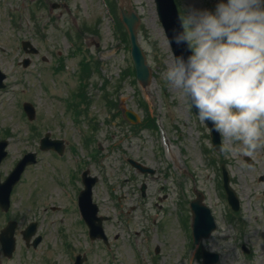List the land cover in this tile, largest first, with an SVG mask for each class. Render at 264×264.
<instances>
[{
  "label": "rangeland",
  "instance_id": "1",
  "mask_svg": "<svg viewBox=\"0 0 264 264\" xmlns=\"http://www.w3.org/2000/svg\"><path fill=\"white\" fill-rule=\"evenodd\" d=\"M53 2L60 5L51 9ZM217 2L176 0L180 13L192 6L213 10ZM129 3L141 17L138 36L153 69L150 96L130 70L129 41L118 22L120 0H0V68L7 75L6 86L0 88V138L9 141L8 154L0 164L1 178L26 151L38 149L46 131L66 142L59 158L38 151L41 159L15 188L10 212L0 211V228L8 214L19 220L15 232L19 247L9 259L0 254V264H69L77 250L87 251L89 264H201L190 229L189 201L194 188L203 193L216 222L214 231L200 244L220 254L217 264H264V180L259 178L264 175V148L252 155L214 149L207 126L163 78L172 56L154 0ZM24 37H33L49 58L46 50L54 57L57 53L68 57L64 72L52 73L48 63H39L36 56L24 68L20 63ZM83 61H96L98 66L84 79L89 105L78 113L83 107L71 104L75 101L71 94L78 87ZM109 95L116 105L113 110L105 103ZM24 101L35 107L33 120L22 110ZM125 108L136 111L137 123L124 117ZM149 116L157 127L142 124ZM128 158L156 172H140ZM222 164L240 202L236 212L222 187ZM82 167L98 176L93 199L101 214L111 216L105 227L113 241L110 250L70 226L76 221V211L65 212V207L72 208L80 186L78 180L73 181L71 189L70 174ZM46 171L52 178L37 180ZM55 178H59L57 185ZM33 185H43V190L49 186L53 194L48 197L43 192V202H27ZM47 204L56 210L49 211L44 220L38 208ZM33 217L45 236L36 249L26 250L18 229ZM60 229L68 236L62 238ZM115 233L117 240H113ZM68 241L75 247L71 254L60 248V243Z\"/></svg>",
  "mask_w": 264,
  "mask_h": 264
},
{
  "label": "clouds",
  "instance_id": "2",
  "mask_svg": "<svg viewBox=\"0 0 264 264\" xmlns=\"http://www.w3.org/2000/svg\"><path fill=\"white\" fill-rule=\"evenodd\" d=\"M167 39L189 54H174L163 78L223 138L220 150L264 148V0L189 7Z\"/></svg>",
  "mask_w": 264,
  "mask_h": 264
},
{
  "label": "water",
  "instance_id": "3",
  "mask_svg": "<svg viewBox=\"0 0 264 264\" xmlns=\"http://www.w3.org/2000/svg\"><path fill=\"white\" fill-rule=\"evenodd\" d=\"M128 1V0H127ZM156 4V11L158 14V18L162 23L166 36L171 35V30L177 26V18L179 16L178 9L174 0H154ZM121 14L120 20L126 27L129 41H130V55L133 61L134 69H135V76L141 87L146 89L152 79L151 68L147 63L146 56L142 50V47L139 44L138 36H137V26L139 24L140 18L137 13L132 9L131 5L128 3L126 4V9L124 10L121 6ZM173 55H188L189 53L186 52L183 48H177L174 44L171 48ZM3 75L0 74V81ZM24 109L28 113L30 118L34 116V110L30 104H25ZM195 111V109H194ZM196 113V112H195ZM126 117L136 122L138 117L134 111L129 109L125 110ZM208 127H211L210 124L206 122ZM211 133V141L214 147L221 151V137L218 132L210 131ZM48 133L41 141V147L47 148L46 144L50 143L53 148H57L61 150L62 141L61 140H48ZM6 145V141H0V161L5 156L4 147ZM61 145V146H60ZM249 163L252 160L249 157H246ZM35 161V153L29 152L24 155V157L17 163L14 170L10 173L9 177L6 179L5 183H0V206L2 208H6L9 201V190L12 184L18 179L19 174L23 170L24 166L28 163H33ZM130 162L137 167L142 172H154V169L147 167L141 163H138L132 159ZM222 174H223V186L225 188L227 199L231 204L234 210H237L239 207V202L236 197L234 190L231 188L229 184V176L224 168L222 167ZM264 179V176L260 177ZM96 177L91 178L90 181L86 182L85 190L82 191V211L90 225V235L92 237L96 236H103L101 223L102 220L106 217H97L98 207L95 203L92 202V192L91 188L94 184ZM142 190H144V186H142ZM264 193V191H263ZM190 207L192 212V234L194 243H198L202 237H208L211 231L215 228L214 219L211 215L210 209L203 203V195L201 192L196 191V197L190 201ZM12 228L11 226L9 231H1L0 233V241L2 243L3 251L10 256L11 252L14 248V241L12 237ZM202 256L203 262L202 264H215L218 259L219 255L215 252H209L202 248Z\"/></svg>",
  "mask_w": 264,
  "mask_h": 264
},
{
  "label": "flooded vegetation",
  "instance_id": "4",
  "mask_svg": "<svg viewBox=\"0 0 264 264\" xmlns=\"http://www.w3.org/2000/svg\"><path fill=\"white\" fill-rule=\"evenodd\" d=\"M41 59H44L43 58V55H42V57H41ZM44 62H46V61H44ZM50 152H52V151H50ZM35 169H37V168H35ZM81 174H82V170L80 171V173H79V175H78V178H79V182L81 183L82 182V176H81ZM72 176H74V179H76L77 178V175H72ZM50 177V174H49V172H44L43 173V177H42V175L41 174H39V176H38V178H37V180L38 179H40V180H45V179H48ZM51 178V177H50ZM76 181V180H75ZM73 182V181H72ZM54 183L57 185V181H54ZM52 184V183H51ZM47 185H48V183H47ZM52 186L54 187L55 185L54 184H52ZM42 187H43V185H40L39 187H35L34 185H33V187L31 188L33 191L32 192H29L28 193V196H27V198L25 199L27 202H29V201H34V203L33 204H36L37 202H43L44 200H45V196L43 195V192H44V194L45 195H47L48 197L50 196V194L52 195L53 194V190H51L50 189V187L49 186H47L46 188H45V190H43L42 189ZM81 188H82V183H81V186L80 187H78V190H77V195L75 196V211H76V221H75V223H72V222H70V226L72 227V228H76L78 231H81V233H85V236H86V239L88 240L89 239V226H88V224L86 223V221H85V219H84V217L81 215V212H80V208H79V206H78V193H79V191L81 190ZM65 204H66V202H65ZM58 207V209L60 208L59 206H57ZM53 210H56V206H52L51 208H49L48 207V204L47 205H42V206H40L39 208H38V213H42V216L44 217V220L46 219V218H48L49 217V214H48V212L49 211H53ZM70 210H72V208H69L68 209V207H65V212H66V214L68 213V211H70ZM35 217V216H34ZM33 217V218H34ZM32 218V219H33ZM29 220L27 223H25L22 227L20 226L19 227V234L21 235V238H22V240L24 241V247H25V249L26 250H31V249H36L39 245H40V243L43 241V239H44V233H40V231H39V223H38V221H37V219L36 218H34L33 220ZM16 220V219H15ZM49 220V219H48ZM47 220V221H48ZM70 220V219H69ZM9 221V218H7L6 220H5V222H4V225H6V223ZM17 221H19L18 220V218H17ZM16 221V223L18 224V222ZM30 221H34L35 222V234H33L32 236H31V238H29V239H27V240H25L24 238H23V230H24V228L28 225V223L30 222ZM60 233L62 234V238H64V237H66V236H68L66 233H64L63 231H62V229H60ZM116 236V235H115ZM97 241H100V242H102L101 240H97ZM72 242H66V243H60V248L61 247H65L64 249H69L70 250V252H72V251H74V248L75 247H73L72 246ZM102 244H103V242H102ZM85 251V250H84ZM76 254H80V253H83V251H79V250H77L76 252H75ZM75 257L73 256L72 258H71V261L69 262V264H74V262H73V259H74ZM39 262V261H38ZM37 262V264H57V263H55V262H53V261H42L41 263L39 262L38 263ZM80 264H89L87 261H84V262H82V263H80Z\"/></svg>",
  "mask_w": 264,
  "mask_h": 264
},
{
  "label": "bare ground",
  "instance_id": "5",
  "mask_svg": "<svg viewBox=\"0 0 264 264\" xmlns=\"http://www.w3.org/2000/svg\"><path fill=\"white\" fill-rule=\"evenodd\" d=\"M149 15H150V20L153 21V20H154V11H153V9H152V5H151V4H150ZM162 44L165 45V42L162 41ZM168 59H169V60H168V63H169V62H170V58H168Z\"/></svg>",
  "mask_w": 264,
  "mask_h": 264
}]
</instances>
